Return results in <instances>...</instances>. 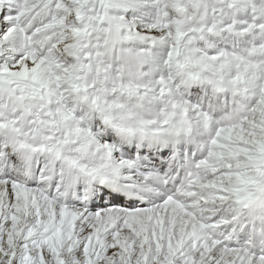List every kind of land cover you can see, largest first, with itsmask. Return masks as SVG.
I'll list each match as a JSON object with an SVG mask.
<instances>
[{"label": "snow or ice", "instance_id": "1", "mask_svg": "<svg viewBox=\"0 0 264 264\" xmlns=\"http://www.w3.org/2000/svg\"><path fill=\"white\" fill-rule=\"evenodd\" d=\"M0 264H264V0H0Z\"/></svg>", "mask_w": 264, "mask_h": 264}]
</instances>
